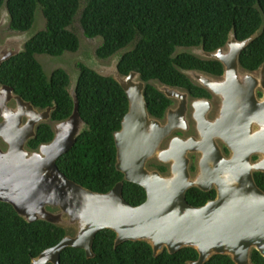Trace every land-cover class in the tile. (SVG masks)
Returning a JSON list of instances; mask_svg holds the SVG:
<instances>
[{
	"label": "water",
	"instance_id": "water-1",
	"mask_svg": "<svg viewBox=\"0 0 264 264\" xmlns=\"http://www.w3.org/2000/svg\"><path fill=\"white\" fill-rule=\"evenodd\" d=\"M260 31L239 40L232 29L226 43L216 50L200 47L196 55L222 62V77L182 69L219 96V111L213 116L209 99L191 97L186 89L163 84L161 91L177 100L167 108L163 121L148 111L140 73H120L121 56L103 70L86 64L113 77L127 95L128 111L114 132L116 167L125 180L146 190L145 201L135 206L123 196V181L108 192H97L70 179L57 166V159L85 129L74 90L69 87L74 100L71 115L53 121L51 141L30 149L28 141L36 136L39 124L51 120L56 105L35 107L12 86L0 82V138L7 145L5 150L0 147V201L10 203L29 222L45 220L67 230L57 245L34 257L32 264H60L66 247L83 248L88 257H94V238L105 228L115 231V247L127 240L147 241L154 255L165 248L175 253L194 247L199 257L190 264H204L214 254H228L236 264H253V248L264 256V190L254 177L255 172H264V96L257 95L258 88L264 92V61L254 71L239 62L242 50ZM21 50L7 51L0 65ZM191 126L193 133L171 136ZM219 140L229 148L230 156L224 154ZM192 153L199 154L194 173ZM254 155L260 157L253 160ZM151 160L168 165V170L149 168ZM191 187L214 188L216 197L204 205H192L186 197Z\"/></svg>",
	"mask_w": 264,
	"mask_h": 264
},
{
	"label": "trees",
	"instance_id": "trees-1",
	"mask_svg": "<svg viewBox=\"0 0 264 264\" xmlns=\"http://www.w3.org/2000/svg\"><path fill=\"white\" fill-rule=\"evenodd\" d=\"M84 1V3H83ZM41 6L45 28L27 39L24 49L0 65V82L14 88L35 107L56 105L51 121L69 117L74 100L69 87L71 78L62 67L48 76L37 54L60 56L76 52L80 39L71 28L81 8L80 23L85 36L102 37L96 55L107 59L122 51L118 62L121 74L132 70L145 82V99L151 116L163 118L173 100L159 90L154 81L186 89L191 97H211L210 92L194 82L182 69H195L220 76L221 61L206 58L178 47H201L207 51L223 46L233 29L239 40L260 33L242 50L239 62L244 69L257 70L264 61V0H0L6 8L9 28L26 32ZM79 76L74 86L79 113L85 129L75 144L57 159V166L67 177L97 192H108L123 181V196L132 205L146 199V190L124 179L116 167L117 148L114 132L121 128L128 111L123 87L111 76L99 74L84 62L78 63ZM54 137L51 123L43 122L27 146L36 149ZM161 172L167 166L157 163ZM191 169L194 171L195 166ZM264 190V172L254 173ZM190 204L201 206L216 197V189L191 187L186 192ZM67 230L45 220L27 221L14 207L0 201V264H32L45 249L57 245ZM116 233L101 229L93 241L94 257L83 248L66 247L60 264H190L199 257L194 247L175 253L165 248L154 255L151 244L127 240L115 247ZM253 264H264V256L255 248ZM54 264V263H48ZM204 264H236L228 254H214Z\"/></svg>",
	"mask_w": 264,
	"mask_h": 264
},
{
	"label": "rangeland",
	"instance_id": "rangeland-1",
	"mask_svg": "<svg viewBox=\"0 0 264 264\" xmlns=\"http://www.w3.org/2000/svg\"><path fill=\"white\" fill-rule=\"evenodd\" d=\"M84 3V1H83ZM1 13L5 14V18L0 23V36L4 38H12V40L20 39V40H26L30 38L32 35H34L39 30H42L45 28L46 25V19L43 15L41 6L38 7L35 15V21L33 23V26L30 30L26 32H16L9 28V19H8V13L6 8H3V12ZM80 14H81V8L76 14L75 21L71 28L75 31V33L78 35L80 39V46L79 49L76 52H65L64 55L60 56H51L48 54H37V59L41 62V64L44 67V70L48 76L51 75L52 71L55 68L62 67L66 71L69 72L70 78H71V85L70 89L74 90V86L76 85L78 76H79V69H78V63L84 62L88 66H92L93 68L103 70V67L105 66H111L112 62H117L123 53L122 51H119L118 53L114 54L113 56L107 58V59H101L96 55V49L99 46V44L102 42V37H94L89 38L85 36L83 28L80 23ZM3 16V15H2ZM1 20V16H0ZM23 44V43H22ZM200 50V47H178L177 52L179 51H187L191 53L197 54ZM156 87L159 89L164 86L162 83H159L157 81L153 82ZM49 123L53 124V122L50 120ZM188 135V134H185ZM1 143V140H0ZM196 154V153H195ZM192 155V154H191ZM197 157V156H196ZM193 159V163H191V166L195 164L197 166V160ZM160 163L157 160H151L148 163L149 168H156V164ZM167 166V165H166ZM194 173V171H193Z\"/></svg>",
	"mask_w": 264,
	"mask_h": 264
},
{
	"label": "flooded vegetation",
	"instance_id": "flooded-vegetation-1",
	"mask_svg": "<svg viewBox=\"0 0 264 264\" xmlns=\"http://www.w3.org/2000/svg\"><path fill=\"white\" fill-rule=\"evenodd\" d=\"M1 11L3 12V8H1L0 9V16H1V20H0V23L2 22V21H4L3 19L5 18V14H3V13H1ZM3 15V16H2ZM8 19H9V17H8ZM26 41H27V39L25 40H20V39H16V40H12V38H8V37H6V38H4L3 39V37H1L0 36V58L2 57V56H4V55H7L8 53H7V51H15V50H19V49H24V45H25V43H26ZM23 43V44H22ZM21 50V51H22ZM20 51V52H21ZM19 52V53H20ZM18 54V53H17ZM17 54H14V55H11L8 59H10L11 57H13V56H15V55H17ZM62 55H64V54H62ZM61 55V56H62ZM8 59H6V60H8ZM6 60H4V61H6ZM3 61V62H4ZM2 62V63H3ZM1 63V64H2ZM215 77H216V75H214ZM223 76V74L222 75H220V76H217V77H222ZM204 87V86H203ZM205 88V87H204ZM207 89V88H206ZM208 90V89H207ZM209 91V90H208ZM210 92V91H209ZM210 94H211V97H205V96H202V98H207V99H209L210 101H211V103H212V105H213V111L211 112V115L213 116L215 113H216V111H219V107H220V103H221V100H220V98H219V96H216L214 93H212V92H210ZM257 95H258V97L259 98H263V96H264V92L262 91V89L261 88H258V90H257ZM191 96V95H190ZM173 100V103L171 104V105H175L176 103H177V100L175 99V98H173L172 99ZM10 105H12V104H14V101H12V102H10L9 103ZM161 120H163V121H165V119H166V113H165V115H164V117L163 118H160ZM194 132V129H193V127L191 126V129L189 130V131H184V130H182V129H177V130H175L173 133H172V135L171 136H175V135H181V136H187V135H185V134H191V133H193ZM171 138V137H170ZM0 140H1V143H0V147L1 148H3L4 150L7 148V145L2 141V139L0 138ZM169 140V138L167 139V141ZM166 141V142H167ZM219 142V145L221 146V148H222V150H223V152H224V154L225 155H227V156H230L231 155V151L229 150V148L225 145V143L222 141V140H219L218 141ZM31 149V148H30ZM197 156V157H196ZM195 157H196V160H197V158L199 157V154H195V153H192V155H191V163H193V159H195ZM260 157V155H254L253 156V160H256V159H258ZM164 165H166V164H164ZM194 166H195V164H193ZM192 167V166H191ZM197 168V166H195V169ZM194 169V170H195ZM167 170H168V165H167Z\"/></svg>",
	"mask_w": 264,
	"mask_h": 264
},
{
	"label": "bare ground",
	"instance_id": "bare-ground-1",
	"mask_svg": "<svg viewBox=\"0 0 264 264\" xmlns=\"http://www.w3.org/2000/svg\"><path fill=\"white\" fill-rule=\"evenodd\" d=\"M233 50H234V49H233ZM200 111H201V110H200V107L198 106V112H197L198 115L200 114ZM1 114H3L5 117H8V115H9V113L6 112V111L4 112V110L1 111Z\"/></svg>",
	"mask_w": 264,
	"mask_h": 264
}]
</instances>
